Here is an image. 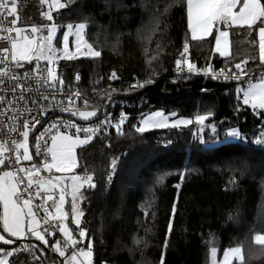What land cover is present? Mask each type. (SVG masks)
Masks as SVG:
<instances>
[{"label":"trees","instance_id":"1","mask_svg":"<svg viewBox=\"0 0 264 264\" xmlns=\"http://www.w3.org/2000/svg\"><path fill=\"white\" fill-rule=\"evenodd\" d=\"M62 1L66 7L54 9L51 0H16L13 16L21 26H39L41 34L54 23L58 44L68 24L89 18L85 37L101 55L60 57L66 87L94 97L93 103L99 94L134 99L136 106L128 110L141 112V119L145 111L162 109L171 118L191 120L178 128L138 133L133 126L141 119L134 114L121 134L112 130L78 149L74 173L91 175L96 185H84L79 203L84 212L80 227L87 232L83 242L92 241L95 264H159L162 254L164 264H210L213 248L233 246L243 247V264H264V245L254 241L257 233H264V146L256 143L264 139V117L243 104L231 83L210 76L178 77L175 63L187 60L205 71L236 63L245 70L264 69L255 26L228 29L231 54L224 57L215 51V27L203 40L191 39L187 0H112L107 10L104 0ZM42 13H50L53 20ZM186 41L189 49L184 53ZM113 71L119 79H108ZM147 79L153 83L130 89ZM197 115L208 116L203 125L196 122ZM232 129L239 139L228 135ZM71 227L80 240L76 225ZM24 244L34 247L20 254L21 262L34 264V254L39 264H61L51 245L20 240L13 245L0 242V247Z\"/></svg>","mask_w":264,"mask_h":264},{"label":"snow or ice","instance_id":"2","mask_svg":"<svg viewBox=\"0 0 264 264\" xmlns=\"http://www.w3.org/2000/svg\"><path fill=\"white\" fill-rule=\"evenodd\" d=\"M41 3H47V0H40ZM70 3H75V0H69ZM106 10L111 6L112 0H104ZM175 2V0H173ZM11 5V7H9ZM52 8L60 9L65 8L66 5L61 3L60 0H52L49 5ZM122 5L117 4V7ZM171 8V4L167 5L164 9L167 12ZM0 10L7 12L9 16H13L17 12L16 0H0ZM46 18L51 21L53 16L50 13H42ZM156 23L159 24V16L155 17ZM12 23H16V19H12ZM89 26V18H85V22L78 23L76 25L68 24L67 31L63 35V58L73 59L75 58V53L69 51L68 48V36L72 33L77 38L76 51L79 52L81 46L87 49V52L92 57H99L101 53L93 49L92 45L89 44L84 36V33ZM187 26L191 33V39L193 41L203 40L206 36L213 33L215 26L214 39L216 42L215 51L219 52L221 56L229 55V31L230 28H246L247 30L255 29L258 30L259 37V62L261 66H264V0H187ZM74 29V32H73ZM8 31H12L11 28ZM17 35L21 33V29H15ZM31 31L37 33L39 29L33 26ZM57 26L53 23L47 26V36H41L39 41L36 39H29L28 37H22L21 39L13 41L12 47V60L16 61L17 67H23L20 61L31 62L33 58L37 62L41 59L48 61L51 65L54 59H59L57 56V48L54 46V39L56 37ZM159 48L160 46L157 45ZM184 53L188 52L189 44L186 41L184 43ZM4 51H7L5 49ZM183 55V54H182ZM152 59H156L153 57ZM178 68L182 64H186L188 71L192 72L195 69V65L188 62L187 60L177 59L175 61ZM242 63H247L243 61ZM235 69L240 70L239 74L233 72L231 73V78L234 80H241L242 76L248 77L247 87H238L237 92L243 93V104L249 106L254 113L259 111V115L264 117V73L259 76L249 74L242 69L241 63L235 64ZM32 71L39 72V68L25 70L23 79L25 85L21 86L18 82L12 86V91L15 92L17 87H21V93L18 97L27 104L30 97L24 95L25 92H33L38 90L40 79L43 74L40 73L39 76L33 77L31 75ZM207 75V72L205 73ZM223 74V70L220 73ZM5 75H7L5 73ZM79 79V76L76 77ZM217 75H213L212 79H217ZM228 77L226 76L225 79ZM45 82L56 81L57 76L53 72L51 66L47 68V77L44 78ZM109 80L119 79L116 72L113 71L108 78ZM255 80V82H253ZM29 81H35L37 89H34L29 83ZM4 81L0 80V84ZM60 85H63V80H59ZM153 83L152 79H147L143 83H136L130 85V89L134 90L136 88H143L146 84ZM51 87H55L52 84ZM61 91L63 89L61 88ZM113 92L116 89H112ZM79 96V93H75ZM42 99H48L47 97H42ZM71 99V97H69ZM111 100V96H109ZM4 101V97H0V102ZM33 104L37 103L36 100H31ZM67 110V109H64ZM239 110V109H238ZM76 115L75 112L72 113ZM212 115L211 112L208 116ZM79 116L88 120L92 117H97L95 111H85L80 112ZM205 115H197L196 122L203 125L204 121L208 118ZM110 114H105V120L100 121V125L108 123L111 126V120L109 119ZM126 117L122 114L121 120L114 126L117 134H121L122 125ZM191 120H176L171 126L174 128L180 127L182 124H190ZM36 124L43 123L39 119L34 118V123H29L27 120L23 122V131L20 133L22 136V141H13L16 148L15 160L17 163L23 159L24 161H31L32 156L29 154L28 137L29 130L35 129ZM100 125L94 127H79L76 125L68 124L66 127L75 128V133L69 134L63 132L58 127L57 122H52L49 127H45L43 132H40L38 136L35 137V153L40 156L43 153L44 162L43 169L49 173L53 170L60 173H70L77 166V159L75 156V149L77 147L83 146L88 142L93 140V137L101 130ZM149 125L152 128H167L169 127L168 118L162 112H155L148 119H145L141 126L135 127L136 132L143 133L148 130ZM54 130V134L50 135L51 144L50 146L45 142L43 147L41 146V140L44 139L45 133H51ZM38 131V130H37ZM215 131V128H213ZM84 133L83 139L80 137V133ZM229 136L239 139L240 134L237 130L232 129ZM246 142V138H245ZM257 146H264V139L257 141ZM22 151V154L20 150ZM4 153V146L0 144V165L5 164V160L2 158ZM50 157V160L48 159ZM116 170V160L112 161V171ZM18 173H25L26 176H20ZM111 178V173L109 174ZM26 181V182H25ZM87 184L89 188H95L96 185L92 183V176L88 175L86 177H81L80 175L71 176H54V177H43L40 176V166L33 163L30 168L21 167L18 171L7 170L0 171V228L3 232L7 234L8 238L4 235H0V242L3 245H12L15 241H20L27 239L29 235L34 237L35 240L41 242L45 247L50 243L48 239L45 238V234L52 235L53 231L58 228L59 233L64 236V246L61 247V242L57 240L55 243L51 244V250L58 253L60 257H65V253L68 247L75 246L79 243H83V240L87 234L86 230L80 227L81 218L84 216V212L78 207L80 201L83 198L81 189ZM23 185V187H22ZM34 186L42 190L45 195L41 196V192L37 191L36 196H39L42 200L41 204L33 205V196L31 190ZM179 187V185H177ZM59 193L58 200L55 199L56 193ZM71 196V221L76 225L80 240L73 237L72 231L69 229L65 221L68 219L69 213L64 210V205L66 202V196ZM51 201V206L55 209V213L49 212L47 202ZM43 208L45 217H43L44 227L41 230V219L38 218L39 210ZM172 212L175 214L176 205L173 204ZM53 222L51 227L49 226V219ZM231 219V216L229 217ZM169 233L172 230V224L169 222L168 226ZM147 231V230H146ZM255 240L258 244L264 245V235H257ZM139 243V241H137ZM168 239H165V249L168 247ZM146 246V245H145ZM33 245H23L19 248H13L11 251H7L3 257H0V264H28L25 260L20 261V253L28 252L31 253ZM213 254L216 253V249H212ZM0 253H5V249L0 247ZM78 255L80 258H78ZM12 258L11 260L9 258ZM82 258V259H81ZM93 246L92 241L89 240L87 244V250L80 248L78 254L73 251L69 258L63 260L62 264H93ZM232 259H235L243 264L242 249L240 247H235L231 249H226L224 251V262L223 264H232ZM40 258L33 254L34 264H39ZM159 264H164V255H161Z\"/></svg>","mask_w":264,"mask_h":264},{"label":"built area","instance_id":"3","mask_svg":"<svg viewBox=\"0 0 264 264\" xmlns=\"http://www.w3.org/2000/svg\"><path fill=\"white\" fill-rule=\"evenodd\" d=\"M9 7L11 6L9 5ZM13 18L14 16H9L7 12L0 10V80L4 81L3 84H0V97H4V101L0 102V144L4 146V153L2 158L5 160V164L0 165V169L9 168L10 170L18 171V169L21 167L30 168L33 163H36L40 166V176H42L41 171L43 170L44 156L43 153L40 156H37L35 153V137L38 136L40 132H43L45 127H49L52 122H57L58 127L61 131L73 134L75 133V128L66 127V125H68L69 123L81 128L94 127L96 125H100V121L105 120V114H110L109 119L111 120V126L108 123L100 125L101 130L97 133L96 136H94L98 137L112 130H116L114 126L121 120L122 114L126 117L124 122H126L127 119L134 114H136L137 117L141 119V112H132L128 110L130 108L134 109V107L136 106V104H133L135 102L134 99L120 98L117 96L109 95L111 96V100H109V96L103 98L99 94L95 95L97 101L96 103H93L94 97L91 98L90 95L83 93L80 89H74L70 87L68 88L64 84L61 86L58 81H48L46 83L44 78L47 77L48 64L45 61H39L37 63H25L20 61V64L23 65V67H17L16 61L12 60L11 48V42L17 36L15 29H21V36H26L30 39L36 37V33H33L31 31L32 27L21 26L17 23L13 24ZM9 28H11L12 31H8ZM5 49H7V51H4ZM29 67L31 69H37V67L39 68V72H31V75L33 77L39 76L40 73H42L43 76L40 79L38 90H34L31 93H24L26 97H30L29 102L25 104L24 101L18 99L21 93V87H17L15 92H13L12 86L17 82L21 86L25 85V81L20 78L23 77L25 70H28ZM242 69L244 68L242 67ZM222 70L223 74L221 75L220 73ZM239 71L240 70L235 69V67H231L216 68L209 71L194 69L192 72H189L187 66H181L177 69V76L200 75L210 76L212 78L213 75H217L218 78L215 80L227 81L231 83L232 87L236 90V87L238 86H247L248 81V77L246 76H242L241 80L239 81L231 78V73L235 72L239 74ZM245 71L249 74V76H252L253 74L259 76L264 73L263 68ZM206 72L207 75L205 74ZM5 73L7 75H5ZM226 76L228 77L227 79H225ZM254 81L255 80H253V82ZM142 82L143 81H137V83ZM29 83H31L34 89H37L35 81H29ZM52 84H55V87H51ZM61 88L63 89V91H61ZM77 92L79 93V96L75 95V93ZM42 97H47L48 99H42ZM69 97H71V99H69ZM240 98L243 99L242 92H240ZM31 100H36L37 103L33 104ZM85 111H95L97 113V117H92L88 120H84L79 116V113ZM73 112H75L76 115H73ZM34 118L39 119L43 123L44 127H41V124H36L35 129L29 130L28 142L30 144L33 158L31 161H24L23 159H21V161L17 163L15 160L17 150L13 141H22L23 138L20 133L23 131V122L27 120L29 123H34ZM141 124L142 119L138 125L141 126ZM51 134H54V130L51 133H45L44 139H42L40 142L42 147L45 142H47L48 145L50 144ZM80 137H84L83 132L80 133ZM22 151L23 150L21 149V154ZM18 175L26 176L25 173H18ZM37 191H40L41 194L43 193V191L38 189L37 186L33 187V189L31 190L33 196V205L42 203L40 197L36 196ZM47 206L49 212L54 214L55 212L51 209V207L48 204ZM38 217L41 219L43 228L44 223L42 218L45 217L43 208L39 210ZM48 219L50 227L53 223H59L58 221L53 222L50 217ZM51 237L54 239V242L59 240L61 242V247L64 246V236L62 233H59L58 228L53 231ZM73 251L77 252L76 247L73 248L69 246L66 252ZM22 253L28 254V252ZM93 264H95L94 260Z\"/></svg>","mask_w":264,"mask_h":264},{"label":"rangeland","instance_id":"4","mask_svg":"<svg viewBox=\"0 0 264 264\" xmlns=\"http://www.w3.org/2000/svg\"><path fill=\"white\" fill-rule=\"evenodd\" d=\"M60 2H61V3H64L62 0H60ZM51 3H52V0H51ZM64 4H65V3H64ZM54 9H55V8H54ZM214 27H215V26H214ZM37 28L39 29V34H37V36L34 37V38H32V39H36L37 41H39V38H40L41 36H47V32H46L45 34H41L40 27L38 26ZM66 31H67V27L64 29V32H66ZM64 32H63V35H64ZM73 32H74V29H73ZM229 35H230V33H229ZM84 36H85V33H84ZM56 37H57V33H56ZM229 37H230V36H229ZM21 38H22L21 34H20L19 36L17 35L16 38L13 39V41L18 40V39H21ZM85 38H86V37H85ZM29 39H30V38H29ZM13 41L11 42V45H12ZM53 43H54V46L57 48V56H59V57H63V48H64L63 36H62V38H61L59 44L57 43L56 39H54ZM76 44H77V38H76V36H75L74 34H72V33H69V36H68V45H67L68 48H69V51L72 52V53H75V57H79V56H91V55L87 52V49L84 48L83 46H81L80 51L77 52V51H76ZM11 48H12V47H11ZM40 61H45V62H47V64H48V61H46V60H44V59H41ZM57 61H58V59H54V61H53V63H52L51 65L48 64V67L51 66V68L53 69V72H54V73L56 74V76H57V80H56V81H52V82H57V81L59 82V80H62V79H61V74L59 73V67H58V63H57ZM22 62H25V63L36 62V63H37V61L35 60V58H33V60H32L31 62H29V61H23V60H22ZM254 82H255V81H254ZM238 87H240V86H238ZM238 87H236V90H237ZM245 87H247V86H245ZM236 93L239 95L240 92L238 93V92L236 91ZM157 111L162 112L165 116H167L169 126L172 125L176 120H186V119H182L181 117H180V118H171L170 115H168L167 113H164V111H163L162 109H153V110L145 111V116H143L142 123H143V121H144L145 119H148L150 116H152L153 113H155V112H157ZM182 125H183V124H182ZM187 125H188V124H187ZM149 128H152V127L149 125ZM149 128H148V129H149ZM28 146H29V154H30V155L32 156V158H33V154L31 153V149H30V144H29V142H28ZM74 171H75V170H74ZM74 171L68 173V174L65 175V176L76 175V174L74 173ZM41 174H42L43 177H54V176H57V175H58V176H61L60 174H57L55 170H53L51 173H49V172H47V171H45V170L43 169V170L41 171ZM56 194H59V193L57 192ZM55 196H56V195H55ZM67 196H68V195H67ZM70 197H71V196H70ZM54 198H55V197H54ZM68 199H70V203H71V198H69V196L66 197V200H67V201H68ZM78 207L81 209L80 205H78ZM70 208H71V204H70V206H69V205H66V207H65V209H64L66 212L69 213L68 219L65 221V223L67 224V226L69 227V229L72 231L73 237H74L75 239L79 240L78 237L73 233V229H72V227H71V224H74V223H72V221H71ZM52 209H53L54 212H55V209H54L53 207H52ZM257 235H264V233H257V234L255 235V237H256ZM255 237H254V241L256 242ZM88 241H89V239L86 240V241H84V242L82 243V245L77 244V245L75 246V247H76V250H77V253H78V250H79L80 248H84L85 250H87V244H88ZM256 243H257V242H256ZM235 247H240V248L242 249V256H243V258H244V252H243V247H242V246L228 247V248H225V249H223V250H219L217 247H215V248H213V249H216V253L213 254L212 250H211V252H210V264H223V262H224V251H225L226 249H231V248H235ZM12 249H13V248H12ZM12 249H9V250L11 251ZM5 254H6V253H3V254L1 255V257H3ZM71 254H72V252H70L69 254H68V253H65V259H66V258H69V257H70L69 255H71ZM78 258H80V257L78 256ZM81 259H82V258H81ZM10 260H11V259H10ZM236 261H237V260L232 259V264H233L234 262H236ZM237 262H239V261H237Z\"/></svg>","mask_w":264,"mask_h":264},{"label":"crops","instance_id":"5","mask_svg":"<svg viewBox=\"0 0 264 264\" xmlns=\"http://www.w3.org/2000/svg\"><path fill=\"white\" fill-rule=\"evenodd\" d=\"M210 35V34H209ZM208 35V36H209ZM208 36H206V37H208ZM230 36V35H229ZM215 46H216V42H215ZM217 52V51H216ZM217 53H219V52H217ZM231 54V45H230V37H229V55ZM219 55H220V53H219ZM228 55V56H229ZM221 56V55H220ZM224 57H227V56H224ZM81 139H83V138H81ZM51 144V143H50ZM50 144H49V146H50ZM86 145V144H85ZM84 146V145H83ZM80 147H82V146H80ZM80 147H77L76 149H75V156H76V159H77V166H78V149L80 148ZM49 160H50V157H49ZM77 166H76V168H77ZM76 168H74L72 171H74ZM7 170H10L9 168H3V169H0V171H7ZM57 174H60L61 176H65V175H67L68 173H60V172H56ZM58 176V175H57ZM45 195V194H44ZM69 196V198H71L70 197V194L68 195ZM68 196H66V197H68ZM58 198H59V194H56V196H55V199H57L58 200ZM70 204V199H68V201L66 200V202H65V205H64V209H65V207H66V205L67 204ZM47 204L51 207V209H52V206H51V201H48L47 202ZM53 210V209H52ZM54 211V210H53ZM39 218V217H38ZM43 228H42V223H41V230H42ZM74 233V232H73ZM0 235H4L5 236V238H8L7 237V234L6 233H4L3 232V229L2 228H0ZM45 238L46 239H48L49 241H50V243H49V245H51L52 243H54V242H51V240L49 239V236L47 235V234H45ZM14 241H15V238H12ZM27 239H32V240H34V242L36 243H41V242H39V241H37V240H35V238L34 237H31L30 235H29V237L27 238ZM24 240V239H23ZM2 243V242H1ZM13 245V244H12ZM48 245V246H49ZM51 247V246H50ZM12 248H14V247H12ZM12 248H10V249H12ZM7 251H10L9 249L8 250H5V253L7 252ZM3 253H1L0 254V257H1V255H2ZM69 256H71V255H69ZM9 259H12L11 257L9 258ZM92 259H94V256H93V258Z\"/></svg>","mask_w":264,"mask_h":264},{"label":"water","instance_id":"6","mask_svg":"<svg viewBox=\"0 0 264 264\" xmlns=\"http://www.w3.org/2000/svg\"><path fill=\"white\" fill-rule=\"evenodd\" d=\"M23 241H24V242H28V241L33 242L34 240H32V239H24ZM53 254H55L56 256L59 257V259H60V261H61V264H62V262H63V258L60 257L58 253L53 252Z\"/></svg>","mask_w":264,"mask_h":264}]
</instances>
